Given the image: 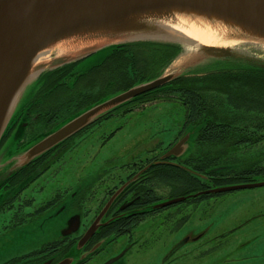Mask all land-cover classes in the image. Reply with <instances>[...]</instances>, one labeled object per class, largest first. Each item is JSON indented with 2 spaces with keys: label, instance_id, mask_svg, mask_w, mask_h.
Returning <instances> with one entry per match:
<instances>
[{
  "label": "rangeland",
  "instance_id": "rangeland-1",
  "mask_svg": "<svg viewBox=\"0 0 264 264\" xmlns=\"http://www.w3.org/2000/svg\"><path fill=\"white\" fill-rule=\"evenodd\" d=\"M138 36L144 39L155 37L146 33L138 34ZM156 37L157 39H173L171 36ZM180 44L183 47L182 51H186L187 43L181 42ZM244 44L232 45L228 50L237 53L238 56H235L237 58L239 56H250L264 62V48H255L253 44L249 46ZM110 46L99 49L78 60L75 69L83 71L100 62ZM182 51L181 53H183ZM45 55H49L47 56L48 59L46 57L44 59L50 62L49 59L55 57L54 48L47 51ZM216 59H220V57H211L209 54L203 53L197 61L177 66L174 58V62L171 60L167 64L164 73L180 72L192 67L194 71H199L196 74L206 75L211 67L218 64L221 66L228 65L227 61H215ZM229 62L234 67H249V65L255 66L257 64L252 60L247 61L236 58ZM35 87L36 85L31 83L21 92L14 112H18L22 108ZM206 90H203L205 95L212 94L211 91ZM217 96L214 95V99ZM182 100L183 96L179 93L172 100L142 103L141 106L134 108V111L130 113L114 115L91 126L81 134L70 138L65 145L54 152L49 157L51 166L48 170L53 171L59 167L60 170L51 174L45 172L37 178L35 182L31 183L32 185H28L21 193V196L24 194L22 196L23 201H14L12 207L20 203L21 207L17 212L25 216L27 215L25 212H30L35 206L41 204L42 201L40 200L47 199L57 193H62L63 196H58L55 204L49 206L48 210L45 209L44 214L17 227H5V224H12V219H10L12 210L8 211L6 209V212H0V261L9 256L22 254L26 252L25 250L33 247L32 245L51 240L54 235H51V227L53 226V233H55L58 219L60 220V228L73 211L80 214L81 219L84 221L83 225H86L93 215L98 197L102 195L101 186H110L111 183H116L119 174L124 175V171L127 172L128 169L123 165H127L128 161H133L132 158L134 157L132 156L141 155V157H145L156 154L163 149H167L177 139L185 135H188V137L184 143L182 155H187L190 150H196L195 136L188 131L190 130L189 126H186V130L181 129L185 127L183 125L185 107ZM214 104L216 105V102ZM226 104L228 103L226 102ZM132 107H135V105H132ZM229 108L228 106L222 107L223 110ZM240 117H235L231 109L225 115L226 121L241 126L242 131L247 133L264 132V128L261 129L264 124V114H254L252 117L248 115V112H244V115ZM15 120L9 132L0 141V178L10 172L16 163V157H19L26 148L40 138L22 141V120ZM238 120L240 121L237 125ZM256 127L258 130H256ZM113 129L115 130L114 133L105 139ZM230 155L234 160V166L260 167L262 165L264 167V139L251 146H239ZM104 176L107 177V180L102 182L100 178ZM255 178L258 181L264 180V173ZM39 181L44 187L38 186ZM71 195L74 196L73 200ZM78 197H80L81 202L79 200L73 202ZM1 199L0 194V201ZM71 203L72 207H67ZM175 207H170L171 212L169 215L171 218H175L172 214ZM184 210L187 211V215L183 221V217H185L183 216L185 215ZM52 211H55L58 217L54 216L51 213ZM181 211L184 214H180L177 220L171 219L159 227L161 231H166L164 241H156L152 247L144 252L128 253L117 264H153L154 261H156L154 263L156 264L159 262V257L165 256L179 239H184L187 235L196 237L200 234L201 236L198 239L183 243L178 250L180 257L175 262L171 259L166 264H264V186L228 191L215 197H208L199 201L191 209L187 210L184 207ZM161 214L167 213L162 211ZM149 220L145 222H149ZM157 223L158 221L154 225ZM228 229L227 234L217 236ZM169 230H172L173 234L169 233ZM55 236L58 237V232L55 233ZM221 237L223 238L219 240ZM121 247L122 245L119 244L111 247L107 252L100 254L94 264H98L107 256L116 253ZM77 252L73 248L69 254L76 255ZM178 254L176 253V255ZM42 260L43 258L29 264H39Z\"/></svg>",
  "mask_w": 264,
  "mask_h": 264
},
{
  "label": "trees",
  "instance_id": "trees-1",
  "mask_svg": "<svg viewBox=\"0 0 264 264\" xmlns=\"http://www.w3.org/2000/svg\"><path fill=\"white\" fill-rule=\"evenodd\" d=\"M108 49L100 62L83 71L75 69L78 60L41 71L34 81L36 85L34 91L22 108L13 114L0 141L8 133L15 119L24 115L29 120L24 126L22 125V136L27 135L26 140L43 136L75 114L108 96L157 77L181 48L175 42L143 39L113 44ZM227 62V66L218 64L211 67L206 75H179L162 86L135 96L101 114L90 124L101 123L114 115H125L145 102L172 100L180 93L185 107L183 123L185 127L181 129L186 130V126H189L188 131L195 136L194 144L197 149L186 156L170 158L175 159L170 162L150 163V165L174 167L178 170V178L183 175L180 170H183L184 174L186 171L188 176L197 177L194 188H178L174 194L184 197L181 202H199L225 193L196 194L199 191L230 183L253 181L256 176L264 173V167L234 166L230 153L239 146H251L264 139V132L247 133L238 125L240 116L244 115V112H248L252 117L254 114H264V68L234 67L229 61ZM204 89L211 91L212 94L205 95ZM214 95H218L216 99ZM223 106L230 108L223 110ZM230 109L235 117H240L238 126L225 119ZM36 117L42 118L41 122L32 120ZM257 127L256 130L259 128ZM263 128L264 124L261 126V129ZM114 131V129L110 131L105 139ZM49 150L22 167L35 161L36 164H40L41 160L38 159L45 156L44 154Z\"/></svg>",
  "mask_w": 264,
  "mask_h": 264
},
{
  "label": "water",
  "instance_id": "water-1",
  "mask_svg": "<svg viewBox=\"0 0 264 264\" xmlns=\"http://www.w3.org/2000/svg\"><path fill=\"white\" fill-rule=\"evenodd\" d=\"M170 1L175 2L180 0H0V138L15 113L14 109L19 95L27 86L31 83L33 84L38 74L45 69H50L69 61L82 59L99 49L106 48L113 44L124 43L132 40H143L144 38L138 36V34L142 33L152 34V36H155L146 37L147 40L178 43L181 49L174 58L176 59L180 56L183 49L180 44L183 42L181 39H176L172 36L171 37L173 39H157V31L159 30L157 27L146 24H133L131 26L133 31L136 33V35L133 36L135 38L130 37L132 39L128 38L122 41L113 42L98 49H92L80 55L63 59L57 63L48 64L34 72L30 78L28 77L27 79L25 78L26 80L24 79L23 82L21 81L25 71H27L26 67L30 60L40 51V49H42L44 44L48 43L58 35L76 27L89 26L92 28L94 26L101 25L111 16L114 17L116 13L125 11L129 8L137 7L136 9H138L148 6L147 4L158 5L168 3ZM196 1L236 9V11L240 14L253 16L264 21V0ZM110 26L112 29L116 30L117 33L126 32L127 28L130 29L129 27L126 28L123 25V22L116 18L111 19ZM184 42H187V40H184ZM206 54H209L211 57H220V59H216L215 61H233L235 58L247 61L252 60L257 64H255V66L249 65V67L264 68V62L253 59L250 56H239L237 58L235 57L238 56L237 53L231 51L230 49L214 51ZM164 72L165 68L157 77L148 81L137 83L125 90L108 96L107 98L75 114L55 129L41 136L31 146L26 148L19 157H16L15 165L7 175L0 178V184L27 162L33 160L35 157L41 155L56 144L65 140L67 137L76 133L101 114H104L112 108L123 104L135 96L160 87L179 75H191L196 74L199 71H194V69L190 67L180 72ZM181 137L161 155L162 158L179 156L183 152L184 143L188 135H185L182 138ZM259 186H264V180L221 185L199 191L196 194L207 192H228ZM183 199V196L176 197L160 203L157 206L168 205ZM97 225L98 224L95 220L78 241V246L84 244V242L94 232ZM75 229L76 228L73 227L71 228L72 231ZM66 233H70V231H67ZM119 256L120 254L108 260L106 264L114 261ZM71 262L72 258L66 257L55 264H70Z\"/></svg>",
  "mask_w": 264,
  "mask_h": 264
},
{
  "label": "flooded vegetation",
  "instance_id": "flooded-vegetation-1",
  "mask_svg": "<svg viewBox=\"0 0 264 264\" xmlns=\"http://www.w3.org/2000/svg\"><path fill=\"white\" fill-rule=\"evenodd\" d=\"M24 116L16 118L18 120H22L23 126L29 120L27 116ZM41 119L42 118L40 117H36L32 120L41 122ZM94 125L96 124L92 123L86 127H83L81 130L66 139L62 144L53 149H50L47 153L44 154L45 156H42L40 159H38L41 160L40 164H36L35 161V163L22 167L0 184V194L2 196V199L0 201V212H6V209H8V211L12 210L10 218L12 219V224H5V227H17L18 225H22V223H27L32 219L38 218L40 215L44 214V211L48 210L49 206L51 207L55 204L58 196H63L62 193H57L52 195L51 197L49 196L47 199L40 200L42 201L41 204L35 206V208L30 212H25L27 213V215L25 216L22 214L20 215L17 212L19 210V207H21L20 203H17L14 207H12L14 205V201H23L22 196L24 194L21 196V193L28 187V185L30 186L32 182H35L37 178H39L45 172L51 174L52 172L60 170V167L56 170L54 169L55 171L48 170L51 166V161L49 160V157L51 155L58 149H60L63 145H65L70 138L81 134L83 131ZM11 127L9 128V130L11 129ZM9 130L7 132H9ZM26 138L27 135L23 134L21 140L24 141L26 140ZM164 150L165 149L156 154H150V156L145 157H141V155H134L132 156L134 157L132 158L133 161H128L127 165H123L128 170L127 172L124 171V175L119 174L116 183H111L112 185L110 184V186L103 187L101 186L100 182L102 195L98 197L96 208L94 209L93 215L86 225H83L84 221L83 219H81L80 214L73 211L66 218L64 225L60 228V220L58 219V223H56L55 229V233L58 232V237H54L55 233H53L52 226L51 235H54L51 240L42 242L41 244L32 245L33 247L25 250L26 252H23L22 254L9 256L2 260L3 262L0 261L1 264H23L25 262L29 264L41 258H43V260L39 264H55L66 257L73 258V256L74 258L72 259V262L70 264H94L97 262L100 254L102 255V253L107 252V250H109L111 247L119 244L122 245V247L116 253L107 256L98 263L106 264L108 260L120 254L118 258L108 263L117 264V262L128 253H141L152 247L156 241H164L166 231H161L159 227L165 224L166 221H170L171 219L177 220L180 214H184L181 211L184 207L189 210L198 203H188V201L181 202L184 200L183 199L181 201L174 202L168 205L157 206L158 204L170 199L181 197L182 195L174 194L176 189L182 187L186 189H192L197 184V181L195 180L197 179V177L192 175L188 176L186 174V171L184 174V172H182L183 170L179 169L183 175L178 178V170L174 167L165 165H150L151 162L159 163L163 161L170 162L175 160L170 159L174 156L162 158L161 155ZM193 151L190 150L189 154ZM182 154L183 152L180 154V156ZM135 156L140 157L136 159ZM176 157L178 156H175L174 158ZM100 179L102 180V182H105V180H107V177L104 176ZM107 184L109 185V183ZM38 186L44 187V185H42L40 181ZM73 198L74 196L71 195L72 200ZM190 199L191 198H189V200ZM78 200L80 201V197L75 199L73 202H76ZM72 203L67 207L71 208ZM172 206H176L172 210V214L175 218H171L169 215V213L171 212L170 207ZM13 211L14 213H12ZM162 211L163 213L167 214L162 215ZM180 211L181 213H179ZM184 211L185 215L183 216L185 217H183V221L186 219L187 215V211ZM51 213H53L54 216L58 217L55 211H52ZM95 220L98 224L96 229L84 242L83 245L78 246V241L84 235L86 230L94 223ZM147 220H149V222H145ZM156 221H158V223L154 225ZM183 221L181 220V222ZM72 227L76 229L72 231ZM67 231H70V233H66ZM228 232L229 229L225 232L219 233L217 236H223ZM169 233L173 234V231L169 230ZM200 236L201 234L196 237L187 235V237H185L184 239H179L175 244L172 245L165 256L159 257V262L156 264H166L171 259H173V262H175L180 257V255L178 254V250L181 248L182 244L185 242L194 241ZM222 238L223 237L219 238V240ZM73 248L78 252L76 253V255L72 254V256L71 254H69V252ZM176 253L178 255H176ZM155 262L156 261H154V263Z\"/></svg>",
  "mask_w": 264,
  "mask_h": 264
},
{
  "label": "bare ground",
  "instance_id": "bare-ground-1",
  "mask_svg": "<svg viewBox=\"0 0 264 264\" xmlns=\"http://www.w3.org/2000/svg\"><path fill=\"white\" fill-rule=\"evenodd\" d=\"M147 5L138 9L134 7L120 11L101 25L92 28L76 27L58 35L44 44L30 60L21 81L30 78L34 72L48 64L133 37L136 35L131 26L133 24L153 25L159 29L157 36H172L183 42L187 40L186 51L174 60L177 66L195 62L203 53L222 51L232 45L249 43L244 45L253 44L255 48H264V21L240 14L236 9L196 0ZM115 18L121 20L123 25L130 29L117 33L110 26L111 19ZM53 48L55 57L53 56L54 58L52 57L53 59H49L48 62L49 55L45 53Z\"/></svg>",
  "mask_w": 264,
  "mask_h": 264
},
{
  "label": "crops",
  "instance_id": "crops-1",
  "mask_svg": "<svg viewBox=\"0 0 264 264\" xmlns=\"http://www.w3.org/2000/svg\"><path fill=\"white\" fill-rule=\"evenodd\" d=\"M249 264V263H248Z\"/></svg>",
  "mask_w": 264,
  "mask_h": 264
}]
</instances>
